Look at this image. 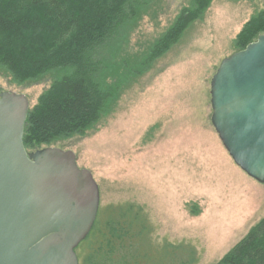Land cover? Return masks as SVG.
<instances>
[{
  "label": "rangeland",
  "instance_id": "obj_1",
  "mask_svg": "<svg viewBox=\"0 0 264 264\" xmlns=\"http://www.w3.org/2000/svg\"><path fill=\"white\" fill-rule=\"evenodd\" d=\"M197 0H140L119 32L123 57L146 54ZM179 39L121 93L109 115L51 145L72 150L100 188V208L146 207L159 239L192 241L199 264H216L264 218V184L233 161L211 122V80L241 48L237 38L264 0H209ZM257 40V39H256ZM101 53V51H100ZM98 57H95V59ZM57 74L17 82L0 67L2 91L30 110ZM29 110V111H30Z\"/></svg>",
  "mask_w": 264,
  "mask_h": 264
},
{
  "label": "trees",
  "instance_id": "obj_2",
  "mask_svg": "<svg viewBox=\"0 0 264 264\" xmlns=\"http://www.w3.org/2000/svg\"><path fill=\"white\" fill-rule=\"evenodd\" d=\"M209 0H197L199 7ZM140 0H0V67L19 83L57 74L27 117L28 151L83 134L109 115L121 93L165 53L201 8H185L146 54L123 57L119 32ZM264 34V11L237 38L244 49ZM101 51V53H100ZM95 57H98L95 59ZM146 207L132 201L100 208L76 249L79 264H199L189 240L159 239ZM216 264H264V218Z\"/></svg>",
  "mask_w": 264,
  "mask_h": 264
},
{
  "label": "water",
  "instance_id": "obj_3",
  "mask_svg": "<svg viewBox=\"0 0 264 264\" xmlns=\"http://www.w3.org/2000/svg\"><path fill=\"white\" fill-rule=\"evenodd\" d=\"M211 122L247 175L264 184V34L225 58L211 80ZM26 95L0 88V264H79L100 209L92 172L72 150L28 151Z\"/></svg>",
  "mask_w": 264,
  "mask_h": 264
}]
</instances>
